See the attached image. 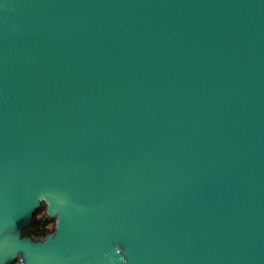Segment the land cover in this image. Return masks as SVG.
<instances>
[{"label": "water", "instance_id": "water-1", "mask_svg": "<svg viewBox=\"0 0 264 264\" xmlns=\"http://www.w3.org/2000/svg\"><path fill=\"white\" fill-rule=\"evenodd\" d=\"M17 257L264 264V0H0Z\"/></svg>", "mask_w": 264, "mask_h": 264}, {"label": "clouds", "instance_id": "clouds-1", "mask_svg": "<svg viewBox=\"0 0 264 264\" xmlns=\"http://www.w3.org/2000/svg\"><path fill=\"white\" fill-rule=\"evenodd\" d=\"M41 202L43 203V199L41 198ZM44 215L47 217V218H51L48 216V213L45 212ZM36 219L39 220L40 219V214H37L36 215ZM46 229L49 230V232L51 231H54L55 228H56V221H54L53 223H48L46 226ZM40 239H43V237H41ZM115 253L119 254L120 253V249L117 247L114 249ZM107 255V254H105ZM108 259L111 261L112 260V257L109 256ZM121 261H123V257H120ZM17 264H23V260H22V257H17Z\"/></svg>", "mask_w": 264, "mask_h": 264}]
</instances>
